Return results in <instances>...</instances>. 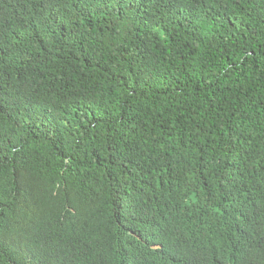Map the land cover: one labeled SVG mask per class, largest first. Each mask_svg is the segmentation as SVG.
<instances>
[{
    "label": "trees",
    "instance_id": "1",
    "mask_svg": "<svg viewBox=\"0 0 264 264\" xmlns=\"http://www.w3.org/2000/svg\"><path fill=\"white\" fill-rule=\"evenodd\" d=\"M0 264H264V0H0Z\"/></svg>",
    "mask_w": 264,
    "mask_h": 264
}]
</instances>
